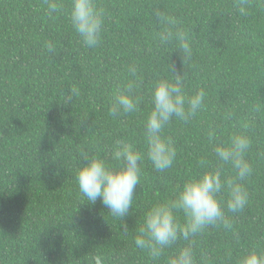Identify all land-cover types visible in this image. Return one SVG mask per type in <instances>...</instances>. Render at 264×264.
<instances>
[{
    "label": "trees",
    "instance_id": "1",
    "mask_svg": "<svg viewBox=\"0 0 264 264\" xmlns=\"http://www.w3.org/2000/svg\"><path fill=\"white\" fill-rule=\"evenodd\" d=\"M59 2L65 10L50 16L45 0H0V264H167L189 245L197 264L264 254V0H96L105 23L93 48L70 24V0ZM162 17L176 19L191 49L187 59L175 39L160 43ZM173 72L184 77L187 95L204 90L203 107L165 126L173 165L161 173L142 161L122 222L99 200L86 201L75 170L85 153L115 164L118 141L146 153L151 86L172 80ZM130 82L137 110L113 113L118 89ZM234 134L251 141L245 159L252 174L241 182L245 209L231 213L225 205L227 225L181 237L153 260L134 243L145 213L172 202L190 177L219 168L222 177L235 178L213 150ZM226 198L221 193L222 203ZM178 219L184 223L182 213Z\"/></svg>",
    "mask_w": 264,
    "mask_h": 264
},
{
    "label": "clouds",
    "instance_id": "2",
    "mask_svg": "<svg viewBox=\"0 0 264 264\" xmlns=\"http://www.w3.org/2000/svg\"><path fill=\"white\" fill-rule=\"evenodd\" d=\"M45 3L50 16L65 10L59 0H45ZM66 11L81 43L87 48L95 47L105 23L104 9L98 6L96 0H70ZM240 11L243 13L244 8ZM162 21L167 27L159 34L160 43H171L175 39L179 53L187 59L191 49L185 42L184 33L177 27L176 19L162 17ZM173 28L176 30L173 31ZM47 50L50 53L55 51L51 43L47 45ZM129 71L134 74L135 68ZM173 73L172 80L160 79L151 86L152 107L144 120L146 153L136 150L129 142L118 141L111 154L115 164L99 155L85 153L75 170L76 183L86 201L95 204L99 200L108 213L122 222L129 215L135 190L140 184L142 161L146 158L154 170L161 173L173 165L176 151L173 142L162 135L165 126L173 118L188 121L203 107L204 90L187 95L184 77L181 73ZM135 87V82H130L123 90L118 89L111 108L113 113L122 111L127 114L137 110L140 98L133 95ZM72 91L75 93L76 90ZM209 138H214L212 133ZM250 143L247 136L234 134L228 143L214 144L215 156L223 164L231 166L235 178H224L220 169L215 168L185 180L172 202L156 204L145 213L134 240L135 246L147 250L153 260H158L181 237L190 240L209 226L227 225L225 205L231 213L243 211L248 204V194L241 182L252 174V167L245 159ZM221 193L227 197L223 203L219 199ZM180 213L183 214V224L178 219ZM120 226L123 230L128 228L124 223ZM167 264H197L191 245L169 256ZM236 264H264V254L248 251L239 256Z\"/></svg>",
    "mask_w": 264,
    "mask_h": 264
}]
</instances>
